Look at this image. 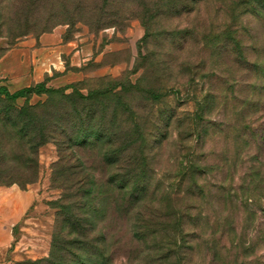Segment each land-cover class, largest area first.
<instances>
[{
  "label": "rangeland",
  "instance_id": "rangeland-1",
  "mask_svg": "<svg viewBox=\"0 0 264 264\" xmlns=\"http://www.w3.org/2000/svg\"><path fill=\"white\" fill-rule=\"evenodd\" d=\"M145 11L154 14L147 40L136 16ZM116 15L115 24L98 29L99 18ZM53 31L88 53L70 66L63 52L64 72L44 78L47 87L105 91L96 110L108 134L65 159L55 175L57 149L46 144L38 151L36 183L0 186L6 202L21 207L6 225L0 264L51 256L57 216L67 217L60 205L69 211L89 205L83 196L89 166L107 183L98 194L106 206L94 217L107 238L106 264H264V0H0V59ZM200 107L208 125L202 133L195 120ZM143 139L153 194L133 204L129 186L119 190L114 181L128 169L119 159L136 155ZM134 142L125 153L123 146ZM175 222L184 229L178 254L169 244ZM64 235L59 255L68 258L73 235Z\"/></svg>",
  "mask_w": 264,
  "mask_h": 264
},
{
  "label": "trees",
  "instance_id": "trees-1",
  "mask_svg": "<svg viewBox=\"0 0 264 264\" xmlns=\"http://www.w3.org/2000/svg\"><path fill=\"white\" fill-rule=\"evenodd\" d=\"M115 1L105 0L107 4ZM190 1L199 0H186V2ZM258 1L250 0V2ZM187 6L189 7V5H182V10H186ZM145 12L136 16L144 29V39L147 40L150 35V22L154 14L148 13V11ZM115 20H119L118 15L110 18H99L97 21L98 29L112 26L115 24ZM231 40L235 50L241 49L240 41L237 38ZM257 80L253 83H256ZM74 88L75 86H68L61 90H54L47 87V79L13 93H10L4 87H0V186L9 187L17 184L23 188L36 183L39 176L38 151L40 147L46 144L51 143L57 149V161L52 168L53 175H55V170L65 162V159L72 160L77 150L86 149L94 141L106 137L108 133L102 130L100 115L97 116L96 110L105 91L95 90L83 95ZM251 88L254 89V86ZM69 89L71 90L70 93H65ZM260 91L264 92V88L261 87ZM151 94L155 96L153 98L158 99L161 97V95H157L152 91ZM42 95L47 96L44 101L39 100L35 104L30 103L32 96L40 97ZM209 97V95L206 96L207 99ZM20 100L22 103L19 105ZM200 106H203V104ZM204 108L200 107L199 115L195 116V120H198L201 126L198 133H202L208 127V125L202 124L203 119L200 115ZM115 115L116 112H113L112 116ZM135 143L124 145L125 153L132 150V145ZM134 148L137 152L136 155L119 159L128 169L124 171L123 176H119L114 181V185L119 190H124L125 187L129 186L130 199L133 204H136L140 199L143 198L144 200L149 194L153 193H148L150 188V181L146 175L148 149L144 139L140 144L137 145L136 143ZM116 151L112 152L115 153ZM107 160L109 161L110 158H107ZM108 161L105 162L114 163ZM196 170L202 173L200 168ZM93 174L94 172L90 173L89 166V190H87L88 193H83V196H89L88 206L75 207L74 210L69 211V207L60 205V211H66L67 217L65 219L63 214L57 216L55 223L57 233L55 232L53 236L51 256L40 261H25L18 264L108 263L105 248L102 245V242H106L107 238L105 234L97 229L98 221L94 223V217L102 214H100V209L103 210L107 203V201L104 203L98 197V194L104 193L103 189L106 188L107 183H104L105 180L100 177H94ZM115 177L112 176L111 179ZM52 181L55 182L54 176ZM96 200L99 203H96ZM80 209L89 211V219L84 217V211H80ZM69 214H71L70 219L68 218ZM174 224L175 228L178 227V232L174 231L170 235L171 241H169V244L172 245L173 254H178L181 247L180 240H183V236L180 235L184 229L181 224L177 225V222ZM64 231L66 234L73 235L71 242L75 248V251L71 253V257L68 258L65 254L59 255V250L61 249V252L63 250L60 244L64 240L62 239V235L65 236ZM178 236L181 237L180 240L177 239Z\"/></svg>",
  "mask_w": 264,
  "mask_h": 264
},
{
  "label": "crops",
  "instance_id": "crops-1",
  "mask_svg": "<svg viewBox=\"0 0 264 264\" xmlns=\"http://www.w3.org/2000/svg\"><path fill=\"white\" fill-rule=\"evenodd\" d=\"M63 52L70 56L72 64L70 66H79L80 62L87 60L81 59L79 62L80 54L83 56L85 52L88 53L87 47L77 50L75 46L73 47V43L63 44L61 31H53V33L43 34L37 39L28 38L20 42L0 59V79H6L4 82H0V87L7 90L13 89L12 92L8 90L13 93L39 84L44 81V78H52L54 73L63 74L64 68L60 62ZM68 77L69 74L63 75L50 80L49 84L62 83ZM20 212L19 204H17V208H14L10 203H7L2 188H0V255L2 257L9 241L6 225L13 221L14 214Z\"/></svg>",
  "mask_w": 264,
  "mask_h": 264
}]
</instances>
